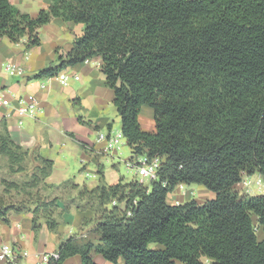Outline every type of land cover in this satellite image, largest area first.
Returning a JSON list of instances; mask_svg holds the SVG:
<instances>
[{
    "label": "trees",
    "instance_id": "1",
    "mask_svg": "<svg viewBox=\"0 0 264 264\" xmlns=\"http://www.w3.org/2000/svg\"><path fill=\"white\" fill-rule=\"evenodd\" d=\"M53 18L84 24V31L66 58L59 56L58 65L35 78L58 77L101 58L132 158L159 157L161 164L150 184H106L101 174L95 188L84 185L78 196L89 205L76 207L94 208L90 221L99 239L62 238L58 257L48 264L76 255L80 264H98L94 254L112 264H205L203 257L212 264H264V239L258 237L259 229L264 232V194L235 189L245 175L264 176V0H51L36 16L0 0V38H27L26 50L38 47L39 29ZM143 105L154 109V131L141 125ZM2 159L11 174L35 165L23 183L1 179L0 219L32 213L36 233L43 222L57 232L66 210L58 212V194L49 198L40 191L69 183L47 182L55 162L18 144L6 122ZM193 183L215 198L168 202L180 184ZM12 190L23 198L8 197Z\"/></svg>",
    "mask_w": 264,
    "mask_h": 264
},
{
    "label": "crops",
    "instance_id": "2",
    "mask_svg": "<svg viewBox=\"0 0 264 264\" xmlns=\"http://www.w3.org/2000/svg\"><path fill=\"white\" fill-rule=\"evenodd\" d=\"M12 2L22 11L28 12L26 9L28 4L25 3V0H12ZM33 2L40 3V7L35 13H31L32 16H36L40 9L47 8L51 4V0H33ZM83 31L84 24L53 18L50 23L39 29L42 44L38 47L26 50L27 38H23L20 43H15L8 37L0 38L1 85L8 90L11 96L33 93L38 97L40 104V111L36 118L24 119L22 123L15 117L11 119L5 118L6 110L2 109L0 111V130L3 123L6 122L12 138L18 144L25 148L37 149L43 156L55 162L53 172L47 179L50 184L58 185L71 181L78 185L77 189L82 187L80 183L73 181L69 177V173H65L61 178H56L55 167L57 159L49 151H55L60 148V152L65 157L71 158L72 155H75L77 158L79 157L78 161L83 163L84 166L85 162L95 160L98 162L97 173L99 180L84 184L89 189H92L99 185L101 174L104 175V167L99 161V156L112 155L111 151L115 150L107 148V140L98 139L100 133L105 134L102 128L110 123V117L104 113L106 107L113 103L114 98L113 90L106 85V77L101 69V58L95 57L76 66L68 67L58 77L35 78L41 70L51 66L50 62L54 61L58 65L59 56L66 58L75 38L82 35ZM46 45L49 53L44 51ZM7 62L22 64L26 70L25 74L16 78L9 76L4 70V65ZM68 72L73 73V77H70L68 85H63L60 82V77L68 74ZM75 76H79V79H75ZM71 80L72 85L69 86ZM76 104H82L81 107H78L79 110ZM84 104H88L90 108L98 109L96 121L91 118L90 122H88L81 114V108H84ZM97 127L98 129H96ZM41 128L42 133L38 134ZM94 129L99 131V133L96 141L92 142L89 137ZM109 134L113 135L111 132ZM62 140H73L74 143L67 147H60L59 144ZM82 143H85L86 147L81 150L79 145ZM63 163L65 165V160H63ZM65 171L68 172L66 167ZM238 185L240 183L235 185V189H237ZM176 189L179 193L180 185ZM174 191L168 195L170 204L187 202L193 199L191 196L195 192L183 189L180 194L173 195ZM205 191L208 199H196L201 204L216 196L213 191ZM186 197L190 199L184 200ZM62 217L61 225L57 232L50 231L47 223L43 222L40 231L36 233L33 229L32 213L13 212L10 214L8 222L0 219V248L3 244L12 246L15 252L18 253L14 264H36L44 255L56 251L62 238L79 232V229L83 228L84 219H94L95 210L94 208L79 209L75 207L65 211ZM84 237H88V235L85 234ZM258 237L259 240L264 239L262 229L258 230ZM152 247L161 248L162 246L156 244ZM24 252H28V255H23ZM98 257L104 259L102 255L94 254V259L98 264H106L101 262ZM202 259L205 264H212V261L207 257ZM4 263V260H0V264ZM80 263L81 258L78 255L70 257L65 262V264Z\"/></svg>",
    "mask_w": 264,
    "mask_h": 264
},
{
    "label": "rangeland",
    "instance_id": "3",
    "mask_svg": "<svg viewBox=\"0 0 264 264\" xmlns=\"http://www.w3.org/2000/svg\"><path fill=\"white\" fill-rule=\"evenodd\" d=\"M16 3H18L16 1ZM25 3L28 4L26 7L27 11L31 14L32 12L35 13L37 9L40 7V3L36 2L34 3L33 0H25ZM20 5V3H19ZM25 9V8H24ZM44 51L49 53L48 46H45ZM51 66L57 65L56 62H50ZM68 75L70 77H73V73H69ZM17 76H14L16 78ZM73 80V79H72ZM72 80L69 86L72 85ZM1 85V82H0ZM77 109L78 107H81V105L76 104ZM84 108H81V114L87 119L88 122H90V119H95L97 117V108H90L88 104L83 105ZM79 110V109H78ZM104 114H107L110 117V123L112 124V130H109V127L106 126L102 128V131L105 134H109L111 132L113 135L116 133H121L122 134V121L121 117L114 105V103H111L110 106L106 107V111ZM27 119V118H26ZM140 122L143 127V129L148 130V131H154L156 128L155 120H154V109L153 107L149 105H143L142 111L140 114ZM97 129V128H96ZM94 129L92 135L89 137L92 142L96 141L97 135L99 131H96ZM42 133V128L39 130L38 134ZM73 140H62L59 144V146L67 147L73 144ZM98 146V145H97ZM79 148L82 150L84 148L81 145H79ZM36 151V150H35ZM54 157H56L57 162H56V178H61L65 175V173H69V177L73 179V181L80 183L81 188L77 189L74 188V183L71 181H68L69 183L66 184L67 186H64L60 189L57 190H51L47 188L46 186H42L40 188L41 193L44 196H47L49 198H52L56 196L57 194L60 196L59 200V209L58 212H63V211H68L71 208H75L77 205L86 206L89 205L87 203L86 198H79L78 193L81 189H83L84 184H89L90 182L98 181L99 180V175L97 173L98 169V162L95 160L87 161L85 162V166L83 163L78 161L79 157L72 155L71 158L65 157L61 152L60 148L58 150H53L49 151ZM112 155H101L99 156V161L104 167V181L106 184H114L119 182L121 179H123L125 182H130V181H142L145 182L146 184H150V181L146 178H143L138 174V167L137 163L141 162L143 159L142 157L138 156V158H131L132 153L129 145L126 142V139L122 135L121 138V143H120V148L117 150L111 151ZM59 155V156H58ZM63 160H65V165L63 163ZM28 162V159H27ZM28 170L24 173L20 174H11L9 173L8 166H7V160H1L0 161V192L3 190V187L1 185V179L2 178H7L12 181H16L19 183H23L24 181L28 180L30 175L32 174V171L34 170V163H27ZM65 167L67 168L68 172L65 171ZM248 182V183H245ZM183 189L186 190H191L195 191L191 198H195L198 200H205L208 199V196L206 195V191L208 190L209 192L212 191L208 189L206 186L202 184H183ZM183 189H176L173 193L175 194H180ZM237 191L240 193H246L249 195H259V194H264V176H262L260 173H255L253 175H245L243 178V181L238 185ZM36 192V190L32 191ZM184 192H186L184 190ZM18 191L12 190V194L8 195V197H13L15 198L16 201H19L23 196L19 195ZM190 199L189 197L184 198V200ZM68 208V209H67ZM63 218V217H62ZM62 218L60 220H62ZM70 219V218H69ZM71 220V219H70ZM94 226L95 223L93 221L84 219L83 221V228H80L79 232L74 233L77 234L80 241L87 242V241H95L97 242L99 239V236L97 233L94 232ZM88 235V237H84V235ZM66 238V237H64ZM157 243H152L150 246H155ZM101 262H105L106 264L111 263L110 261H107L105 259H102V257H98ZM112 264V263H111Z\"/></svg>",
    "mask_w": 264,
    "mask_h": 264
},
{
    "label": "built area",
    "instance_id": "4",
    "mask_svg": "<svg viewBox=\"0 0 264 264\" xmlns=\"http://www.w3.org/2000/svg\"><path fill=\"white\" fill-rule=\"evenodd\" d=\"M4 70L9 76H21L25 74V68L20 63L7 62L4 65ZM70 76L68 74L62 75L60 77V82L63 85H68ZM75 79H79V76H75ZM6 110L4 117L7 119L18 118L22 121L26 118H36L40 111V104L38 97L33 93H27L19 96H11L8 90L0 85V111ZM121 133L111 134H99V140H107L108 149H119L121 138ZM161 164V159L155 157L149 159L144 157L140 162L138 167V174L143 178L148 179L150 182L158 179V169ZM245 183H248L245 181ZM180 189H183V184H180ZM23 255H28V252H24ZM18 257V253L9 244H3L0 248V260L13 261L15 262ZM52 257H58L57 251L50 252L42 257V259L36 264H48Z\"/></svg>",
    "mask_w": 264,
    "mask_h": 264
}]
</instances>
